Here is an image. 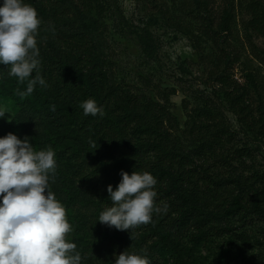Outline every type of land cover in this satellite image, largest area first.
<instances>
[{"label": "trees", "instance_id": "1", "mask_svg": "<svg viewBox=\"0 0 264 264\" xmlns=\"http://www.w3.org/2000/svg\"><path fill=\"white\" fill-rule=\"evenodd\" d=\"M170 1L175 7L173 11L202 21L203 35L217 49L212 81L224 87L225 105L235 116L238 129L232 127L222 112V104L199 89L184 88V98L176 104L170 99L176 95L173 87L155 84L152 87L156 93L146 95L135 93L117 82L108 56L100 53V46L93 36V30L101 32L104 25L99 0H25L36 9L41 22H54L52 35L44 36L46 43L43 38L36 37L41 60L39 74L48 87L37 85L30 96L20 97L16 90L24 91L26 85L9 77L3 70L8 67L0 65V96L9 98L21 108L34 107L41 113L42 119L37 118L36 123L43 138L36 136L30 142L36 150L51 147L55 151L57 169L55 177L50 178L58 182L64 193V199H57L64 203L67 211L78 197L83 205L98 198L96 201L106 207L111 203L107 185L116 187L121 170L129 174L147 171L157 179L160 197L171 212L178 215L175 221L182 223L195 214L207 220L209 212L205 209L210 207L209 193L217 191L224 181L220 173L210 172V167L218 163L226 168L225 171L230 170L228 179L239 191L227 213L233 214L240 208L250 209L257 217L264 218V171L239 177L232 173L236 168L223 153L224 148L228 149L226 143L237 135L246 141L239 150H227L233 152L231 160L235 153L239 157L251 154L247 142L264 144V96L254 99L253 94H259L255 83L252 89L242 87L228 74L234 60L230 58L225 42L231 33L233 1L224 0L219 15L212 12L215 0H189L176 6V0ZM71 9L74 11L70 12ZM245 9L249 15L244 23L246 28L261 36L264 43V1L249 0ZM74 12L79 14L85 32L74 30L76 20L65 18ZM159 13L168 27L189 35L193 62L202 65L210 61L199 36L181 28L173 18L172 10L160 7ZM89 98L103 107V117L83 115L78 105ZM191 104L194 105L192 110L184 114ZM52 105H55V111L50 110ZM187 130L185 142L198 143L191 150L174 135V131L186 133ZM17 131L16 122L0 118V136ZM93 144L97 146L95 150ZM206 155L212 159L210 165H204L205 161L196 163L197 159H206ZM65 161L70 173L63 169ZM51 188L49 183V190ZM76 224L72 242L76 241L81 226L79 220ZM151 227L157 236L159 250L173 264H187L178 241L169 239L155 224Z\"/></svg>", "mask_w": 264, "mask_h": 264}, {"label": "rangeland", "instance_id": "2", "mask_svg": "<svg viewBox=\"0 0 264 264\" xmlns=\"http://www.w3.org/2000/svg\"><path fill=\"white\" fill-rule=\"evenodd\" d=\"M99 1L103 9L101 21L104 25L101 27V32L93 30V36L95 43L100 46V53L108 56L117 82L135 93L146 95L156 93L152 87L155 84L161 87H173L176 95L171 96L170 99L176 104H180L184 98L182 92L184 88L199 89L212 100L222 104V112L227 116L232 127L238 129L235 116L225 105L224 87L212 81L214 60L218 51L214 44L203 35L201 20L173 11L175 7L170 0ZM187 1L189 0H176L175 6ZM223 1L215 0L212 11L214 14H220ZM232 1L231 33L225 46L231 53L230 58L234 61L228 74L230 73L231 78L239 86L252 89L255 83L259 94H253L254 99L258 100L257 96L262 99L264 96L263 39L248 30L244 24L249 18L245 9L249 0ZM160 7L172 10L173 18L179 22L181 28L199 36L205 54L210 57L209 62L198 65L192 61L194 51L189 35L168 27L159 13ZM73 11L74 9H71L70 12ZM78 16L79 14L74 12L65 18L76 20L73 25L74 30L84 31L83 22ZM84 22L87 21L84 20ZM53 24L52 20L41 22L37 37L43 38V42L46 43L44 36L52 35L50 32ZM3 70L9 71L8 68H3ZM0 106L10 111L9 118L12 120L7 122H16L18 131L13 133L19 138L27 136L30 141L36 136L43 138L40 127L36 123L37 118L42 119V115L35 111L34 107L21 108L3 96H0ZM193 107V104L189 105L184 110V114H188ZM187 132L188 130L186 133L174 131V135L191 150L198 143L191 145L185 142L188 140ZM244 141L246 140L242 136L237 135L231 142L226 143L228 149H223L227 159L236 168L232 173L239 174V177L264 171V144L257 145L247 142L251 147V154L239 157L235 153L234 159L231 160L233 152H227V150H239ZM202 161H205L204 165L208 166L212 159L207 158L206 155V159H197L196 163H202ZM62 166L63 169H67L68 173L71 172L66 161ZM212 166L210 172L220 173L224 181L217 191L215 189V192L209 193L210 207L205 209L209 212L207 220L203 219L202 215L195 214L181 223L175 221L178 215L168 208L166 214H153L151 223L138 226L139 229L137 227L128 233L109 228L96 221L105 208L96 201L98 198L89 205H83L81 198L78 197L69 211L66 210L67 220L73 228L67 239L73 241L76 221L79 220L81 226L75 242L83 258L82 264L114 263V254H119L125 249L142 252L147 255L151 264H173L171 259L159 250L156 242L157 236L153 234L151 224H155L169 239L178 241L187 264H264V218L257 217L250 209L240 208L233 214H228L239 191L236 184L228 179L230 170L225 171L226 168L218 163ZM49 183L52 186L50 191L55 194L56 199H64V193L61 192L58 182L50 178ZM251 183L255 184L254 178ZM156 191L158 193V187ZM245 192L247 193L246 189ZM155 203L157 205L166 203L160 197V193L155 198Z\"/></svg>", "mask_w": 264, "mask_h": 264}, {"label": "clouds", "instance_id": "3", "mask_svg": "<svg viewBox=\"0 0 264 264\" xmlns=\"http://www.w3.org/2000/svg\"><path fill=\"white\" fill-rule=\"evenodd\" d=\"M40 25L36 9L25 0H0V65L9 68V77L26 85L24 91L16 90L20 97L30 96L37 85L48 87L39 74ZM78 107L84 116L105 114L92 98ZM50 110L55 111V105ZM9 117L10 111L0 106V118L11 121ZM55 156L51 147L34 149L27 136L19 138L12 132L0 136V264H82L76 243L67 239L73 228L66 209L49 190L57 169ZM120 177L115 188L107 185L111 203L96 221L129 233L151 223L153 214L167 213V203H155L157 179L150 172L121 170ZM114 264L151 262L142 252L125 249L114 254Z\"/></svg>", "mask_w": 264, "mask_h": 264}]
</instances>
